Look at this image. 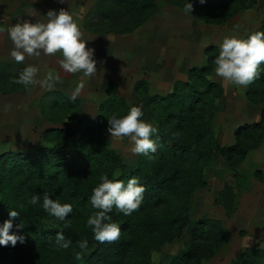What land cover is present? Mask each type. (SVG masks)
Segmentation results:
<instances>
[{
    "label": "rangeland",
    "instance_id": "374dc122",
    "mask_svg": "<svg viewBox=\"0 0 264 264\" xmlns=\"http://www.w3.org/2000/svg\"><path fill=\"white\" fill-rule=\"evenodd\" d=\"M98 1L0 0V28L4 29L0 32V159L8 155L27 156L42 148H54L66 140L78 141L86 149H95L102 142L125 166L122 169L116 164L106 165L115 178L139 169L144 163L149 168L168 170L170 162L162 159L163 145L157 146L156 157L134 155L128 138L111 137L107 132V118L128 112L102 110L105 105L107 108L108 102L118 98L125 101L128 108L142 105L143 119L158 129L153 139L167 133L172 141L189 144L197 154L194 157L189 154L188 159L181 162L182 168L175 180L162 189L160 202H142L129 216L119 213L126 219L125 226L127 223L130 226L121 238L126 247L116 257L117 264H173L175 258L198 244L193 235L196 224L206 221L220 224L229 238L224 244L217 242L216 237L201 241L198 244L202 254L200 264H231L239 255L256 249L264 254V139L237 167L215 150L216 146H234L239 129L260 121L264 109V81L254 80L237 90L217 77L213 67L206 81L221 87L222 93L220 89H214L191 120L181 126L166 125V110L160 105L149 104L150 99L171 95L178 82L191 83L197 93H203L205 90L190 79V73L209 66L206 50L214 46L220 51L224 37L246 38L256 31H264V0H258L255 8L239 13L223 25L207 23L198 15H185L182 9L167 0H156L157 12L132 31H128L131 25H127L137 21L135 9L123 23L125 25L119 26L120 23L113 19L105 21L96 13ZM60 9L72 13L87 41L86 48L95 50L96 75L88 78L82 73L64 72L59 54L26 56L24 61L40 69L38 81H43L52 70L60 75L62 82L53 83L51 87L35 83L16 93H4L3 87L9 90L15 84L10 79L12 84L8 86L7 76L13 75V70L5 65L18 63L10 55L14 46L7 29L25 21L46 23L47 12ZM88 15L89 21L96 29L100 28L101 33L85 28ZM24 61L19 63L27 67ZM80 82L84 87L73 101V89ZM68 100L74 104L64 105ZM85 119L103 120L101 129L88 134V128L78 124ZM68 135H74L73 140ZM171 140L167 143L171 144ZM101 175H104L102 171L91 174L88 181L96 186ZM9 177H4L5 184L0 179V202L11 200L19 207L42 213V206L28 203L33 194L40 193L29 185L15 188L18 182L24 184L27 181ZM65 200L62 196L59 201ZM71 204L75 202L71 201ZM8 218L9 213L5 212L4 219ZM87 219L86 215L77 217L71 223L72 231L82 236L92 234L86 226ZM44 223L55 226V220L47 219ZM4 248H0V257L7 254ZM48 249L29 251L19 258L26 259L23 264H29L28 260L37 261L38 257H43L39 259L46 264H65L71 256L69 248L55 246ZM84 251L75 247V257Z\"/></svg>",
    "mask_w": 264,
    "mask_h": 264
},
{
    "label": "trees",
    "instance_id": "16d2710c",
    "mask_svg": "<svg viewBox=\"0 0 264 264\" xmlns=\"http://www.w3.org/2000/svg\"><path fill=\"white\" fill-rule=\"evenodd\" d=\"M167 1L183 10L184 0ZM188 2L193 3L191 14L204 18L207 23L217 25L226 24L239 13L253 9L258 5V0H206L204 4H200L199 0H188ZM134 9L138 13L137 21L133 22L134 24L131 22L127 25H131L128 31L140 27L151 15L157 12L158 5L156 0H99L96 5V13L101 15L102 19H105V21L113 19L115 22L120 23L119 26L125 25L123 23H125ZM85 19H87L85 22L87 30L101 33L100 28L96 29V26L93 25L94 23L89 21V15ZM206 54L209 66L203 70H195L190 73V79L195 81L196 84L199 83L200 88L205 90L203 93H197L191 83L178 82L175 85L174 92L168 97H157L149 100L150 105H160L166 110V125L169 126L174 123L181 126L187 120H191L196 109L201 104H205L204 101L213 93L214 89H220L222 93L221 87L206 81V77L212 68L215 67L212 61L219 54V50L211 46L206 50ZM5 66L13 70V75L7 76V83L10 86L12 83L10 84L9 80L15 81L25 66L21 63H10ZM261 67L264 69V63L261 64ZM258 79L259 82L264 81L263 72H260L259 77L254 82L258 81ZM16 85L17 83L11 85L12 89L9 90L7 87H3L2 90L6 94H11L25 89V86L21 84L17 87ZM250 98L253 102H256L253 95H250ZM66 104L72 106L74 102L68 100L65 101L64 105ZM116 109L129 110L125 101L118 98H114L108 102L107 108L106 105L102 107V110L107 111ZM102 121L100 119L97 122H93L85 119L78 121V124L80 127L86 126L88 128L86 132L90 134L91 132L96 133L101 129ZM68 137L73 140L74 135H68ZM169 139L171 140L167 133L156 139L157 146L161 144L165 147L162 151V159H167L170 162L169 171L159 167L149 168L144 163L135 171L124 172L119 178H115L112 171L106 169V165L116 164L121 167L120 158L114 152L108 150L102 142L95 149H86L78 141L71 143V141L66 140L63 144L56 145L54 148H42L27 156L8 155L10 157L7 156L0 159V179H2V184H5L7 176L20 178L27 182L24 184L18 182L15 188L29 185L33 191H38L40 194L48 193L53 199L60 200L64 196L66 200L63 203L71 204V201L75 202L72 205V213L66 217L67 226H65L64 222L49 216L44 210L42 213H36L32 209L28 210L17 206L11 200L0 202V226L6 221L4 213L16 210L19 215L16 218H11L13 229L10 231V234L16 233L25 237L24 243L21 244L18 241L13 249L9 250L8 248L11 244L4 246L7 254H4V257H0V264H23L26 259H20V255L23 257L29 251L38 252L49 250L48 248L50 247L59 246L56 241L58 232H63L65 239L71 241L68 247L71 249V256L65 264H117L116 257L126 247V243L121 238L128 232L125 230L130 226V223H127L125 226L123 222L126 219L117 213L115 208L110 215L114 222L121 225V236L117 241L100 243L94 239L93 234L82 236L72 231L71 223L77 217L84 215L89 217L96 211L89 202V197L95 185L88 181V177L91 174L95 175L97 172L102 171L110 179H122L127 182L128 178L136 176L146 188L143 202H146L145 204H157L160 202L162 189L169 187L173 180H175L174 177L180 172L182 168L181 162L186 161L189 154L192 157L197 154V151L193 150L189 144H179L171 140V144L169 143V145L167 143ZM263 139L264 109L258 123L246 125L236 132L234 146L228 148L216 146L215 150L229 161L232 166L237 167L247 158L248 152L255 149ZM156 155L157 151L155 154H152L153 157H156ZM121 168L124 169L125 166ZM9 219L10 217L7 220ZM47 219L55 220V226L44 223ZM193 235L198 244L211 237H216L217 242L219 241L221 244H224L228 243L229 238V234L225 233L222 226L214 221L196 224ZM85 239L90 245L80 254L81 258L77 259L75 257V247L79 248L78 242ZM198 244L188 252L175 258L173 264H200L202 254ZM89 249L90 252H88ZM39 258L43 259V257H38L37 261L28 260V263L46 264ZM263 260L264 254L256 249L241 256L239 255L231 264H264Z\"/></svg>",
    "mask_w": 264,
    "mask_h": 264
},
{
    "label": "clouds",
    "instance_id": "9594fccd",
    "mask_svg": "<svg viewBox=\"0 0 264 264\" xmlns=\"http://www.w3.org/2000/svg\"><path fill=\"white\" fill-rule=\"evenodd\" d=\"M63 2V0H61ZM206 0H199L204 4ZM193 3L184 0L183 12L191 16ZM46 23L28 22L17 23L7 29L8 36L13 44L10 53L16 62H23L26 56L39 57L44 55L59 54L60 67L66 73H82L83 76L92 78L97 73V61L94 58L95 50L86 48V42L79 24L75 21L69 10H49L45 16ZM4 31L0 28V32ZM208 45L205 44V47ZM220 51L213 59L215 75L233 85L237 90L250 85L260 75L261 64L264 63V31H256L246 38L240 36H226L219 45ZM40 69L36 65H29L15 79V83L29 86L41 83L42 86L51 87L53 83L61 81L60 75L49 70L43 81L37 80ZM84 87L83 82L78 83L73 89L71 99L75 101ZM93 99L92 96L89 97ZM143 106L133 105L126 115H111L107 118V132L111 137L128 138L131 142L130 151L134 155L150 156L157 151V127L143 119ZM119 176V173L116 174ZM146 188L136 176L128 178L127 182L122 179H110L107 174L101 175L99 183L92 189L89 202L96 209L87 221L86 226L91 229L93 237L100 243L115 242L121 236V225L112 220L110 213L113 209L125 216L136 211L144 200ZM28 203L32 206L40 205L49 215L67 226L66 217L73 211L70 203H61L53 199L48 193L33 194ZM18 211H9V220L0 226V246H15L19 241L24 243L25 237L10 234L13 229L11 218H16ZM20 227V226H18ZM56 241L61 248H68L70 240H66L63 232H58ZM88 241L78 242L80 249H86ZM80 259V253L76 255Z\"/></svg>",
    "mask_w": 264,
    "mask_h": 264
},
{
    "label": "crops",
    "instance_id": "0c3cea01",
    "mask_svg": "<svg viewBox=\"0 0 264 264\" xmlns=\"http://www.w3.org/2000/svg\"><path fill=\"white\" fill-rule=\"evenodd\" d=\"M92 1H94V0H92ZM92 4H93V3H92ZM73 12L76 13V10H73ZM48 56H49V55H48ZM24 62H26V61H24ZM26 63H27V65L29 66L31 62H26Z\"/></svg>",
    "mask_w": 264,
    "mask_h": 264
}]
</instances>
